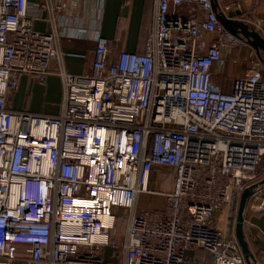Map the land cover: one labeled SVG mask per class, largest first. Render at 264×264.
Instances as JSON below:
<instances>
[{
    "label": "built area",
    "instance_id": "built-area-1",
    "mask_svg": "<svg viewBox=\"0 0 264 264\" xmlns=\"http://www.w3.org/2000/svg\"><path fill=\"white\" fill-rule=\"evenodd\" d=\"M98 1L93 27L76 20L68 34L36 30L31 0H0V264H110L106 246L123 264H264L247 235L249 214L264 210L263 61L250 50L230 91L213 86V67L246 45L214 0H152L145 50L113 53ZM51 2L53 22L69 17L74 0ZM253 4L264 0L220 1L226 18ZM74 38L92 40L94 61L81 74L59 68L60 112L13 108L19 76L43 80ZM159 164L172 169L169 191L150 186ZM142 192L164 207L138 213ZM242 204L253 260L236 227Z\"/></svg>",
    "mask_w": 264,
    "mask_h": 264
},
{
    "label": "crops",
    "instance_id": "crops-1",
    "mask_svg": "<svg viewBox=\"0 0 264 264\" xmlns=\"http://www.w3.org/2000/svg\"><path fill=\"white\" fill-rule=\"evenodd\" d=\"M50 1L54 3L55 0H31L30 11L33 14V27L36 30L52 31L55 25L58 30L72 34L78 29L77 21L80 22L79 24L93 27L94 18L98 14V10L96 11L98 0H74L71 9L66 12L69 17L66 19L64 16H58L54 22L51 20L52 14L48 7ZM244 11L259 15L264 22V4H253L252 7L247 5ZM99 17L101 33L111 40L113 53L121 50L131 52L145 50L146 37L153 23L152 0H105ZM60 47L63 52L62 60L51 62L52 72L43 80L33 75L19 76L17 89L8 95V101L13 108L44 114L60 112L64 81L57 73L59 68L63 66L68 73L81 74L87 72L94 61L91 39H62ZM238 58L241 60L240 64L234 62V59ZM253 59L255 57L250 56L248 49H235L228 54L224 64L213 67V86L222 91H230L233 79L242 75ZM150 186L160 191L171 190L172 169L166 165H156L150 174ZM165 203L164 196L160 194L142 192L138 196L137 210L162 209ZM247 227V235L255 252L264 251V210L251 212ZM125 229L126 224L121 221L115 227L113 235L120 238ZM187 255L196 256L208 263L212 262V256L200 248L189 250ZM104 258L110 264L124 263L122 253L114 254V248L111 246L105 247Z\"/></svg>",
    "mask_w": 264,
    "mask_h": 264
},
{
    "label": "rangeland",
    "instance_id": "rangeland-1",
    "mask_svg": "<svg viewBox=\"0 0 264 264\" xmlns=\"http://www.w3.org/2000/svg\"><path fill=\"white\" fill-rule=\"evenodd\" d=\"M221 1V0H220ZM243 14V13H242ZM234 18H227L230 22L238 24L239 26H248L249 30H243L242 27H236L233 24L229 26V30L234 32L246 45L238 47L239 49L252 50L254 54L258 55L264 63V51L259 46L256 40L264 42V22L259 15L251 14L250 11L245 12L243 15L236 16ZM255 31V38L251 33ZM140 211H138L139 213ZM233 221L229 224L230 230L233 229Z\"/></svg>",
    "mask_w": 264,
    "mask_h": 264
},
{
    "label": "water",
    "instance_id": "water-1",
    "mask_svg": "<svg viewBox=\"0 0 264 264\" xmlns=\"http://www.w3.org/2000/svg\"><path fill=\"white\" fill-rule=\"evenodd\" d=\"M215 2V6H216V9L218 11V14H219V17L221 19V21L226 25V26H231V24H233L234 26L236 27H242L243 30H249L250 28L248 26H239L238 24H235V23H232L230 22L225 16L224 14L222 13L221 11V6H220V0H214ZM238 13H241V11L239 10ZM255 31H253L251 33V35L255 38ZM257 43L259 44V46L263 49L264 51V42L263 41H258L256 40ZM243 213H244V208H243V204L241 205L239 211H238V215H237V223H236V227H237V230L239 232V239H240V242L242 243L243 247L245 248L246 250V253L247 255L253 260V257H252V254L251 252L249 251V249L247 248V244H246V240H245V237H244V233H243V230H242V222H243Z\"/></svg>",
    "mask_w": 264,
    "mask_h": 264
},
{
    "label": "trees",
    "instance_id": "trees-1",
    "mask_svg": "<svg viewBox=\"0 0 264 264\" xmlns=\"http://www.w3.org/2000/svg\"><path fill=\"white\" fill-rule=\"evenodd\" d=\"M119 222H121V221L118 219L117 222H116V226H117V224H118Z\"/></svg>",
    "mask_w": 264,
    "mask_h": 264
},
{
    "label": "bare ground",
    "instance_id": "bare-ground-1",
    "mask_svg": "<svg viewBox=\"0 0 264 264\" xmlns=\"http://www.w3.org/2000/svg\"><path fill=\"white\" fill-rule=\"evenodd\" d=\"M105 220H107V218Z\"/></svg>",
    "mask_w": 264,
    "mask_h": 264
}]
</instances>
